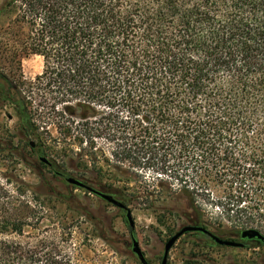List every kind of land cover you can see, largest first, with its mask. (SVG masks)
<instances>
[{"label": "trees", "instance_id": "obj_1", "mask_svg": "<svg viewBox=\"0 0 264 264\" xmlns=\"http://www.w3.org/2000/svg\"><path fill=\"white\" fill-rule=\"evenodd\" d=\"M3 18L0 110L12 108L23 149L56 153L63 179L91 162L99 183L151 168L204 228L206 203L264 234V0H4ZM29 55L42 61L32 81ZM16 184L0 182V264H75L25 236L46 216L25 196L36 187Z\"/></svg>", "mask_w": 264, "mask_h": 264}, {"label": "rangeland", "instance_id": "obj_2", "mask_svg": "<svg viewBox=\"0 0 264 264\" xmlns=\"http://www.w3.org/2000/svg\"><path fill=\"white\" fill-rule=\"evenodd\" d=\"M3 1L0 0V5ZM0 21L1 36L6 18ZM21 66L24 79L32 81L41 72L42 61L40 57L29 55L21 58ZM15 126L12 108L8 106L0 110V182L13 193L17 181L36 187L34 192L28 191L25 196L32 201L36 213H45L46 216L36 230L26 228L25 236L40 235L56 241L75 264H140L131 252V233L125 222V213L57 177L56 172L64 173V167L59 165L56 153H43L41 156L46 157L51 166L41 165L31 154L29 146L28 149L22 148ZM35 150L38 152L36 147ZM54 157L57 158L55 164ZM103 167L107 175L118 173L111 166ZM92 169L91 162L87 169L79 166L70 175L112 196L113 191L107 185L123 190L127 203L120 196L114 197L129 208L134 220V238L150 264H160L165 243L182 226L197 224L193 221L197 215L184 199L170 198L162 193V178H157L151 168L120 166L128 181L125 178L112 181L106 176L100 183L90 180ZM174 188L178 186L174 185ZM47 191L72 202L48 198ZM202 209L205 211L203 221L208 222L209 225L205 223V226L209 231L222 238L237 240L242 228L209 204L203 203ZM204 243L192 234L184 235L170 250L167 264H260L264 261V248L251 246L249 250H233L210 248Z\"/></svg>", "mask_w": 264, "mask_h": 264}, {"label": "water", "instance_id": "obj_3", "mask_svg": "<svg viewBox=\"0 0 264 264\" xmlns=\"http://www.w3.org/2000/svg\"><path fill=\"white\" fill-rule=\"evenodd\" d=\"M29 145L31 148L35 147V143L33 141L29 142ZM38 160L41 163H44L45 165H50L49 160L46 157L40 156ZM65 182L73 187L79 188L81 190H84L90 194H93L97 196L99 199L105 201L106 203L110 204L111 206H114L120 210L124 211V217L126 220V223L129 228L134 229V220L131 216V212L129 208L119 200H117L114 196L101 192L88 184L84 183L83 181L76 179L74 177H66ZM191 232H202L208 237H210L216 244L221 246H228V247H242V243L233 241L230 239H225L218 237L214 235L211 231L205 229L202 226L199 225H184L182 226L174 235H172L167 242L164 245L163 255L160 264H167L168 261V255L172 247L175 245V243L185 234L191 233ZM239 236L241 239H256L258 243L264 245V234L258 231L254 228H248L241 230L239 233ZM131 252L132 254L137 258L140 264H150L144 254L142 253L140 246L136 239L131 236Z\"/></svg>", "mask_w": 264, "mask_h": 264}, {"label": "flooded vegetation", "instance_id": "obj_4", "mask_svg": "<svg viewBox=\"0 0 264 264\" xmlns=\"http://www.w3.org/2000/svg\"><path fill=\"white\" fill-rule=\"evenodd\" d=\"M44 164V163H43ZM47 166H51V163L50 165H47ZM56 175L57 177H60L62 176L61 173L59 172H56ZM65 180V179H64ZM123 211V210H121ZM124 212V211H123ZM189 225H199L198 223L197 224H189ZM201 226V225H199ZM203 227V226H202ZM206 229V228H205ZM208 230V229H207ZM196 233H200L201 235L205 236L206 237V246L210 247V248H214V247H226V248H231L233 250H249L251 248V246H254L256 248H264V245L260 244L257 242L256 239H241L240 236H239V233H238V236H237V240H233V241H237V242H240L242 243V247H228V246H221V245H218L216 244L210 237H208L207 235H205L204 233L202 232H191V233H187V234H192L194 235V237H196ZM213 233V232H212ZM214 234V233H213ZM186 235V234H185ZM216 235V234H214ZM184 236V235H183ZM182 236V237H183ZM218 236V235H216ZM220 237V236H218ZM222 238V237H221ZM226 239V238H225ZM205 244V243H204ZM260 264H264V261H261Z\"/></svg>", "mask_w": 264, "mask_h": 264}]
</instances>
